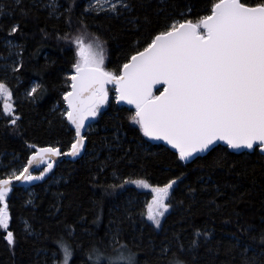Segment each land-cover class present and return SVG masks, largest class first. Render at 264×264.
Masks as SVG:
<instances>
[{
  "label": "trees",
  "instance_id": "1",
  "mask_svg": "<svg viewBox=\"0 0 264 264\" xmlns=\"http://www.w3.org/2000/svg\"><path fill=\"white\" fill-rule=\"evenodd\" d=\"M1 1L0 57L7 55L11 39L18 61L11 74L0 69L14 107L8 115L0 110V159L15 158L22 166L35 150L32 145H59L66 151L74 139L62 115V93L69 90L67 73L76 45L62 38L65 33H83L85 43L99 36L105 42V66L116 71L166 23L181 13L194 19L212 2L130 0L131 10L116 14L90 10V0H57L54 9L46 6L47 0ZM14 25L18 30L11 32ZM33 83L37 91L28 95ZM109 92V101L86 134L84 156L62 160L34 180L28 186L33 190L29 204L24 187L9 193L8 230L14 233V244L0 229V264H54V252L62 261L60 240L72 249L68 264H93L89 252L95 246L111 253L113 234L127 244L125 251L135 254V264H169L177 253L187 264H264V155L259 149L232 152L217 145L184 163L167 146L150 144L128 120L134 110L120 106L114 91ZM13 117L15 125L9 123ZM126 177L160 185L179 178L159 230L140 215L145 194L131 185L120 187ZM112 184L117 187L106 192L105 186ZM181 243L184 252L179 251ZM165 246L170 247L167 254L161 251Z\"/></svg>",
  "mask_w": 264,
  "mask_h": 264
},
{
  "label": "snow or ice",
  "instance_id": "2",
  "mask_svg": "<svg viewBox=\"0 0 264 264\" xmlns=\"http://www.w3.org/2000/svg\"><path fill=\"white\" fill-rule=\"evenodd\" d=\"M93 7L101 8L100 0H90L89 9ZM131 7L130 0H106V10L116 14L121 8L128 11ZM18 27L14 25L10 31L16 32ZM62 38L76 45V59L67 73L69 90L62 93L67 105L62 115L75 132L67 155L75 157L85 147L82 130L88 118L96 117L109 101L108 85L114 86L118 103L134 107L128 120L138 125L143 136L165 141L180 161L205 152L218 141L228 149L258 147L264 154V0H212L210 8L194 19L181 13L126 57L116 71L105 66V42L99 36L94 35L87 43L83 33H65ZM155 85H161L163 90L153 91ZM36 91L34 86L28 94ZM12 96L9 87L0 81L5 113L13 110ZM9 123L15 125L16 117ZM31 147L35 150L27 157V163L0 178V229L6 231L10 245L14 244V233L8 230L6 198L14 187L13 181L41 179L53 168L55 158L65 154L59 145ZM44 163L47 166L43 171L34 174L33 166ZM178 179L160 185L146 178L126 177L120 187L130 183L151 190V199L140 215L159 227L161 218L172 206L168 201ZM116 187L107 185L104 190ZM200 234L196 229L195 236ZM111 243L115 245L111 253L101 252L95 246L91 249L89 259L93 264H135V254L125 251L127 244L119 240L118 234H113ZM57 244L63 260H56L54 252V264H68L71 247L62 240ZM196 244L193 239L192 246ZM178 248L180 252L186 251L182 243ZM169 250L165 246L161 251L167 254ZM169 264L187 262L177 253Z\"/></svg>",
  "mask_w": 264,
  "mask_h": 264
},
{
  "label": "rangeland",
  "instance_id": "3",
  "mask_svg": "<svg viewBox=\"0 0 264 264\" xmlns=\"http://www.w3.org/2000/svg\"><path fill=\"white\" fill-rule=\"evenodd\" d=\"M0 2H2V1L0 0ZM113 2H114V0H107V3H113ZM100 3H101V8L93 7L90 10H92V11H99V12H109V13H113L111 11L106 10V0H100ZM46 6L49 7V8H51V9H54V8L58 7L57 6V0H47ZM88 6H89V4H88ZM102 9H105V10H102ZM2 13H5V10H4L3 4L0 3V15H2ZM7 43H8V53H7L6 56L0 57V69H1V71L4 72V75H8V74L13 73V71L16 69L15 68V65H16V63L18 61V58L16 56L18 54L17 44L14 43V42H12L11 39H8ZM34 86L36 87V83H33L32 85H30L29 89L27 90V93H30L31 92V89ZM113 98H114V95H113ZM11 103L13 105V100H11ZM3 104H4V101H3L2 98H0V110L3 111L4 114H7V115L10 114L13 110L10 111V112H8V113H5L4 112V108H3ZM13 109H14V107H13ZM101 109H102V107H101ZM101 109H100L99 113L101 112ZM93 127H94L93 123H90V125L87 128L86 134L88 132H91L93 130ZM16 163H17V159H15V158L12 159L11 162H4V161H1V159H0V177H5L6 175L10 174L14 169H19V168L22 167V165L16 164ZM126 185H131V186L135 187L138 192L145 194L144 197L142 198L143 199V202H144L143 205H145L146 202L151 199L152 193H151V190L150 189L138 188L136 185L130 184V183L129 184H126ZM23 189H24V191H26L27 195L29 196V198L27 199V203L29 204L32 201V191L33 190L31 188H29L28 186H24ZM169 211H170V209L166 212V214ZM163 218H164V216L161 218V223H162ZM146 220H147V218H146ZM148 222L151 223V221H148ZM152 225L157 230H159L160 227H161V225L159 227H157L154 224H152Z\"/></svg>",
  "mask_w": 264,
  "mask_h": 264
},
{
  "label": "water",
  "instance_id": "4",
  "mask_svg": "<svg viewBox=\"0 0 264 264\" xmlns=\"http://www.w3.org/2000/svg\"><path fill=\"white\" fill-rule=\"evenodd\" d=\"M71 83V82H70ZM109 87H113L114 88V86L113 85H108V88ZM157 89H159V90H163V88H162V86L161 85H155L154 86V88H153V91H157ZM114 92H115V88H114ZM158 94V93H157ZM119 105L120 106H125V107H128V108H132L133 110H134V107L132 106V105H128L127 103H125V102H119ZM105 107V105H103L102 106V108H104ZM67 108V105L65 104V109ZM97 115H99V112L97 113ZM97 117V116H96ZM96 117H91V118H88V120L86 121V127L82 130V134L85 136V147L84 148H82L81 149V152L77 155V156H75V157H73V156H71V155H67L66 153L68 152V150L67 151H62L61 149V152L62 153H65L64 155H61V156H58V157H56L55 158V160H54V164H53V167H55V166H57L62 160H66V161H70V162H74V161H76V160H78V159H80L81 157H83L84 156V154H85V152H86V145H87V139H86V132H87V128H88V126L90 125V123H92V122H94V120L96 119ZM66 121H67V119H66ZM67 123H68V121H67ZM68 125H69V123H68ZM69 127L73 130V132H74V128L71 126V125H69ZM74 138H75V132H74ZM146 138V140L150 143V144H163V145H165V146H167L170 150H172L173 152H175V150L174 149H172L171 148V146L170 145H168L165 141H162V140H155V139H149V138H147V137H145ZM217 145H223V146H226L225 144H224V142H222V141H218V142H216L214 145H212V146H210V148L208 149V150H206L205 152H200V153H195V154H193V156L191 157V158H189V160H187V161H182V162H184V163H188V162H191L192 160H194L195 158H197V157H199V156H203V155H205L208 151H210L211 149H213L215 146H217ZM227 147V146H226ZM255 148V147H254ZM258 148V147H257ZM70 149V148H69ZM259 149V148H258ZM230 151H232V152H240V151H252V150H248V149H229ZM259 151H260V149H259ZM261 153V152H260ZM264 155V154H263ZM178 156V155H177ZM179 159V158H178ZM26 163H27V161H26ZM47 165H46V163H44V164H41V165H35V166H33L35 169H36V171H39V170H41L42 168H44V167H46ZM35 171V172H36ZM34 172V173H35ZM34 181V180H33ZM33 181H29V182H18V181H13V185H14V187L12 188V190L14 189V188H16V187H24V186H30L32 183H33ZM12 190L10 191V193L12 192Z\"/></svg>",
  "mask_w": 264,
  "mask_h": 264
},
{
  "label": "bare ground",
  "instance_id": "5",
  "mask_svg": "<svg viewBox=\"0 0 264 264\" xmlns=\"http://www.w3.org/2000/svg\"><path fill=\"white\" fill-rule=\"evenodd\" d=\"M71 147V146H70ZM69 150V149H68ZM67 151V150H66Z\"/></svg>",
  "mask_w": 264,
  "mask_h": 264
}]
</instances>
